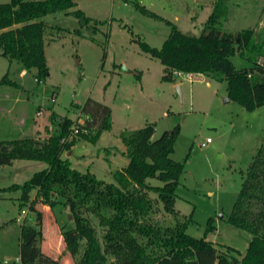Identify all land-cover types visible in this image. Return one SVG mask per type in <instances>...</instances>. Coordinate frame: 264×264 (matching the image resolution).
Here are the masks:
<instances>
[{
	"label": "rangeland",
	"instance_id": "1",
	"mask_svg": "<svg viewBox=\"0 0 264 264\" xmlns=\"http://www.w3.org/2000/svg\"><path fill=\"white\" fill-rule=\"evenodd\" d=\"M215 1L74 0V8L92 20L88 28L64 12L43 17L47 76L37 81L34 70L20 71L16 61L0 53V140L27 136L44 140L56 130L58 118L76 119L86 99L100 102L110 109L111 128L96 143L74 138L62 157L69 159L73 169L114 182L113 171L127 163L121 131L152 124V139H157L178 126L171 158L183 165L175 208L191 217L186 232L240 260L251 235L229 223L228 217L264 136V105L248 111L229 99L222 77L189 78L169 71L171 78L164 80L165 66L140 46L144 42L160 49L172 26L199 35ZM223 1L227 6L221 19L223 31L251 29L255 39L264 40V0ZM231 60L236 69L251 65L238 54ZM207 137L211 142L200 147ZM45 167L46 163L32 160L0 166V188L23 184ZM19 196L20 190L0 192V264L5 260L19 264L15 260L21 210L27 211L25 224L41 230V250L60 263L75 264L60 236L61 228L73 227L68 207L38 205L43 217L37 226L35 214L28 212L27 204H19ZM154 218L173 219L161 205Z\"/></svg>",
	"mask_w": 264,
	"mask_h": 264
},
{
	"label": "trees",
	"instance_id": "2",
	"mask_svg": "<svg viewBox=\"0 0 264 264\" xmlns=\"http://www.w3.org/2000/svg\"><path fill=\"white\" fill-rule=\"evenodd\" d=\"M75 6L74 0L0 3L1 55L16 61L23 70H34L40 81L48 75L42 18L64 12L87 27L91 18ZM226 14L224 1L216 0L199 35L172 26L160 49L144 42L140 46L165 66L162 79L169 80V71L173 70L222 77L228 98L252 111L264 105V40L255 39L251 29L223 31L221 19ZM235 54L251 65L236 69L231 60ZM80 115L86 119L77 135L79 140L96 143L101 133L111 128L110 109L100 102L86 99ZM72 123V119L58 118L56 130L44 140L32 136L0 140V166L11 165L14 160L46 163L23 184H11L0 192L20 190L19 204H27L37 226L43 217L38 205L67 206L73 227L61 228L60 236L75 264H264V136L228 217L229 223L251 235L239 260L219 252L203 237L190 236L186 228L191 217L175 208V191L183 172L182 163L171 158L178 126L157 139H152V124L121 131L127 163L113 171L114 182H105L90 172L73 169L69 159L62 157L74 141H61ZM150 179L161 184H151ZM159 205L173 217L172 221L154 218ZM24 221L19 235V264H63L41 250V230Z\"/></svg>",
	"mask_w": 264,
	"mask_h": 264
},
{
	"label": "built area",
	"instance_id": "3",
	"mask_svg": "<svg viewBox=\"0 0 264 264\" xmlns=\"http://www.w3.org/2000/svg\"><path fill=\"white\" fill-rule=\"evenodd\" d=\"M174 75H182L184 74L183 72L180 71H172ZM187 74V73H185ZM187 76L189 78H191V74H187ZM86 117H83L81 115H79L76 119L73 120L72 125L68 128L67 134L66 136H64L61 141L62 142H69L71 140H73L74 138L77 137V135L79 134V132L83 131L82 127L84 125ZM211 142V139L209 137H207L205 140H203L200 143V147H206L209 143ZM27 215V211L26 210H21L20 216L19 218H17L18 221H21V223L24 221L25 216ZM16 263H20L19 262V258L15 260ZM1 264H8V262L5 260L3 261Z\"/></svg>",
	"mask_w": 264,
	"mask_h": 264
},
{
	"label": "crops",
	"instance_id": "4",
	"mask_svg": "<svg viewBox=\"0 0 264 264\" xmlns=\"http://www.w3.org/2000/svg\"><path fill=\"white\" fill-rule=\"evenodd\" d=\"M20 71H24V70L20 68ZM191 75H197V74H191ZM69 154H70V152L67 153V155H69ZM107 160H110V159L107 158ZM124 166H125V165H124ZM122 167H123V166H122ZM122 167H120V168H122ZM120 168H119V169H120Z\"/></svg>",
	"mask_w": 264,
	"mask_h": 264
},
{
	"label": "water",
	"instance_id": "5",
	"mask_svg": "<svg viewBox=\"0 0 264 264\" xmlns=\"http://www.w3.org/2000/svg\"><path fill=\"white\" fill-rule=\"evenodd\" d=\"M125 68H123V70H124ZM176 90L178 91V93H180V86L179 85H177L176 86ZM228 99H226V101H227Z\"/></svg>",
	"mask_w": 264,
	"mask_h": 264
}]
</instances>
